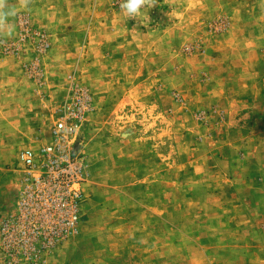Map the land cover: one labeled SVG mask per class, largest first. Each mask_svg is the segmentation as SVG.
<instances>
[{
  "label": "rangeland",
  "instance_id": "1",
  "mask_svg": "<svg viewBox=\"0 0 264 264\" xmlns=\"http://www.w3.org/2000/svg\"><path fill=\"white\" fill-rule=\"evenodd\" d=\"M120 2L9 0L0 264H264V0ZM72 99L88 177L70 230L18 215V153Z\"/></svg>",
  "mask_w": 264,
  "mask_h": 264
},
{
  "label": "built area",
  "instance_id": "2",
  "mask_svg": "<svg viewBox=\"0 0 264 264\" xmlns=\"http://www.w3.org/2000/svg\"><path fill=\"white\" fill-rule=\"evenodd\" d=\"M86 103L85 99L81 102L72 99L51 126L49 141L39 147L25 146L19 150L22 167L19 216L38 208L53 225L70 230L77 228L88 176L84 160L71 150L83 117L82 106Z\"/></svg>",
  "mask_w": 264,
  "mask_h": 264
},
{
  "label": "clouds",
  "instance_id": "3",
  "mask_svg": "<svg viewBox=\"0 0 264 264\" xmlns=\"http://www.w3.org/2000/svg\"><path fill=\"white\" fill-rule=\"evenodd\" d=\"M32 0H18L20 8H28ZM157 0H121L120 9L122 13L130 18L140 14V10L147 6L153 8ZM17 15V5H10L9 0H0V37H11L15 30L12 19Z\"/></svg>",
  "mask_w": 264,
  "mask_h": 264
}]
</instances>
